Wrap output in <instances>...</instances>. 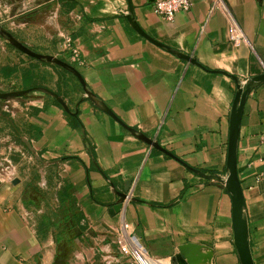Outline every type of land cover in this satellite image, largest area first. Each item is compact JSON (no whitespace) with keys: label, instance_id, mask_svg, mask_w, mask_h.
<instances>
[{"label":"crops","instance_id":"crops-1","mask_svg":"<svg viewBox=\"0 0 264 264\" xmlns=\"http://www.w3.org/2000/svg\"><path fill=\"white\" fill-rule=\"evenodd\" d=\"M4 1L0 26L16 37L8 25L21 14L36 13L38 23L29 13L22 20V26L38 31L34 52L75 67L123 124L185 165L226 176L236 93L231 76L244 83L264 73V0H217L213 10L210 0H192L190 11L171 22L154 13L159 0H130L136 22L150 38L191 56L201 68L133 31L125 18L127 0ZM67 37L78 63H71L62 47ZM33 87L57 93L71 111L78 105L81 128L41 93L0 101L1 153L19 151L14 126L43 162L59 161H0L6 170L0 174V264H126L116 244L122 223L152 258L164 263L240 264L231 199L223 186L137 140L84 99L68 72L0 39V92ZM236 168L252 260L264 264V83L250 91L244 104ZM48 181L54 201L62 205L55 207V219L44 202L30 205L23 198L28 187L47 189ZM128 181L123 210L109 215L118 199L113 191L123 192ZM64 216L70 218L64 222Z\"/></svg>","mask_w":264,"mask_h":264},{"label":"water","instance_id":"water-1","mask_svg":"<svg viewBox=\"0 0 264 264\" xmlns=\"http://www.w3.org/2000/svg\"><path fill=\"white\" fill-rule=\"evenodd\" d=\"M128 3V14L125 16L130 28L135 31L138 35L142 36L152 44L164 48L168 52L174 54L178 58L198 66L201 68L200 64L196 61V59L192 58L191 56H187L181 54L179 52H175L163 44L153 40L150 38L138 25L136 19L133 15V8L130 0H127ZM0 36L15 50L19 51L20 53L24 54L25 56L38 60L40 62L50 64L60 69L68 72L72 76L76 78L78 83L81 86L83 92V98L91 102L97 109L101 112L109 116L115 122H117L122 128L128 131L133 137L137 140L143 142L144 144L150 146L152 149H155L164 155L180 162L185 168L193 172L194 174L198 175L199 177L203 178L204 180L211 181L217 184H220L224 187L226 192L229 194L232 204V232H233V245L236 250L238 259L240 264H254L249 248V241H248V226L247 220L244 215L245 209V202L242 193V189L240 187V183L237 176V168H236V161H237V143H238V136H239V127L241 122L242 111L244 108V104L246 98L250 91L257 85L264 83V73L255 77L250 78L244 83H240L239 80L231 76V79L236 84V93L234 100L232 102L230 115H229V136H228V143H227V158H226V176L221 177L218 175L212 174H205L202 173L200 170L191 168L184 163H182L178 158L172 155L170 152L162 148L158 142L148 138L144 134L138 132L137 130L130 128L123 124L120 119L102 102L99 100L87 87L84 79L82 78L81 74L77 71L75 67L72 65L62 61L61 59L48 55V54H40L37 52L32 51L26 45L18 41L12 34L7 32L6 30L0 27ZM31 93H41L43 95L49 96L52 98L61 108L62 110L72 116L76 117L78 113V105L75 106L74 110L71 111L68 107L65 100L58 95L57 93L50 91L43 87H33L24 90H17L12 92H0V101H8L14 102L19 100L22 97H25ZM11 123V120L9 119ZM14 131L17 133L21 143L25 146V148L29 151V153L34 157V159L44 165H56L59 163L58 160L50 161V162H43L40 156L35 152L32 145L24 138L22 135L18 133V131L12 126ZM1 144L0 146H2ZM18 183V180H14L12 184ZM131 181H128L124 184L123 192H117L114 190V194L118 197L115 204L109 208L108 213L111 216H115L120 214L123 210L124 203L129 199V191L131 187Z\"/></svg>","mask_w":264,"mask_h":264},{"label":"rangeland","instance_id":"rangeland-1","mask_svg":"<svg viewBox=\"0 0 264 264\" xmlns=\"http://www.w3.org/2000/svg\"><path fill=\"white\" fill-rule=\"evenodd\" d=\"M0 1H4V0H0ZM10 1L22 2L24 0H10ZM4 2H7V0ZM28 13L29 12H27L26 14H21L19 16L17 22L14 23L13 25H8V28L10 27L12 33L15 34V36H16L15 38L18 41H20L21 43L26 45L31 50L35 51L34 50V43L38 42V40H39L38 39V31L36 29H34L32 27V25H29V24L22 26V22H23L22 20H24V19L28 18V16L30 17V15H32L31 22H34L36 24V23H38L39 19H38V17H35L37 15L36 13H34V12H32L31 14L29 13L30 15ZM1 28L4 29L3 27H1ZM7 32H9V31H7ZM9 33H11V32H9ZM0 39H3V38L0 36ZM15 91H17V90H15ZM10 92H12V91H10ZM2 93H4V92H2ZM1 102H4V101H1ZM13 140H15V143L17 144L19 151L9 152V153L7 150L2 151V153L0 151V161L1 162L4 159H8V160H14L15 159L16 161H19V162H21V160L27 159L31 165L40 164L38 161H36L34 159V157L29 153V151L21 143V141L17 135ZM27 168H28V163L25 164V166H24V169H27ZM5 172H6V170H4V167L0 166V174H4ZM46 188L47 189L42 188V187H33V186L28 187V191H27L28 193L26 192L27 194L25 193L23 198H24V201L30 205H34V204L39 205L41 202H44L45 206H47V208H48V212L50 214L49 217L51 219H55L56 218L55 217L56 213H54V211L56 210L55 207H57L59 204V207L61 208L62 205H60L61 204L60 201L58 203L54 201V198H53L54 187L52 186L51 183H49V181L47 182ZM69 218H70L69 216H64L63 221L66 222Z\"/></svg>","mask_w":264,"mask_h":264},{"label":"built area","instance_id":"built-area-1","mask_svg":"<svg viewBox=\"0 0 264 264\" xmlns=\"http://www.w3.org/2000/svg\"><path fill=\"white\" fill-rule=\"evenodd\" d=\"M191 2L192 0H159L154 3L153 11L165 21L171 22L176 14L190 11ZM210 3L211 10H213L217 6V0H210ZM62 47L69 53L71 63H78V53L72 45L71 38H65ZM116 244L126 264H166L148 254L144 244L130 233L129 226L126 223L121 225Z\"/></svg>","mask_w":264,"mask_h":264},{"label":"trees","instance_id":"trees-1","mask_svg":"<svg viewBox=\"0 0 264 264\" xmlns=\"http://www.w3.org/2000/svg\"><path fill=\"white\" fill-rule=\"evenodd\" d=\"M45 65H48V66H52L53 68H55L56 70H62V69H60L59 67H56V66H53V65H50V64H46L45 63ZM64 73H67L66 71H64V70H62ZM55 102V101H54ZM55 104L61 109V107L55 102ZM5 117H6V115H4ZM71 121H73L74 122V124L76 125V127L77 128H81V123L78 121V119H77V117H70V116H68V115H66ZM84 143H86L87 144V140L85 139V137H84ZM89 153H91V152H89ZM70 159H76V158H73V157H64V158H62V160L63 161H65V160H70ZM142 203H144V202H142ZM152 206H154L153 204H151Z\"/></svg>","mask_w":264,"mask_h":264}]
</instances>
